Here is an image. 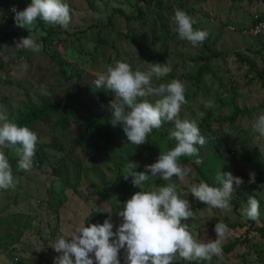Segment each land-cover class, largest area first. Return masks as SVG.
I'll use <instances>...</instances> for the list:
<instances>
[{
  "label": "rangeland",
  "instance_id": "rangeland-1",
  "mask_svg": "<svg viewBox=\"0 0 264 264\" xmlns=\"http://www.w3.org/2000/svg\"><path fill=\"white\" fill-rule=\"evenodd\" d=\"M16 1L20 7L22 5V11L32 0H9L10 4ZM64 2L69 5L71 22L66 33L60 32L50 40L58 39L57 45L43 41L47 23L41 24L37 20L28 26L33 38L43 45L39 53L15 48V41L30 33L16 27L15 23L4 21L0 11V39H6L0 53V113L13 121L25 114L27 106L45 104L55 93L61 97L62 91L77 85L78 77L71 74L78 67L87 72L80 84L91 85L97 73L105 72L107 66L118 61L128 63L133 71L142 72L149 69V64H167L171 72L159 79L154 77L152 82L156 86L176 79L183 82L188 103L182 106L178 118L194 121L206 138L199 151L203 163L196 165L195 157L182 156L178 163L192 168L184 182L177 177L171 181L152 177L146 182L145 190L154 184L176 183L179 195L189 200L196 213L195 219L188 223L194 238L200 242L217 238L214 227L218 222L237 225V228H229L231 234L222 246L233 239L242 241L251 221H243L241 210L252 196L260 203L259 221L254 222L257 227L264 226V137L252 131L255 120L264 114V79L259 77L264 70V34L253 38L244 33L254 15H263L264 4L254 0H154L152 6L145 2L138 5V0ZM157 3L162 7L157 8ZM178 4L193 9L191 18L196 23L195 29L208 33L204 42L210 47L209 51L203 44L193 47L179 38L171 23L175 11L172 8ZM138 7L162 13L172 25V34L176 37L167 43L164 58L159 51L165 46L151 50L148 42L141 48L136 43L135 38L144 36V32L128 18L131 19ZM66 37H69L66 43L61 41ZM23 54L29 59H23ZM4 57H8L7 61ZM129 61L135 64L132 66ZM25 63L27 69L21 67ZM202 65H206L209 72L202 74L199 80ZM111 99L100 104L104 115L110 114ZM209 100H213L215 106L205 108L204 102ZM234 105L247 108V113L232 119ZM54 122L45 118L30 128L38 135L35 155L39 156L38 151L46 146L45 164L41 168L33 165L30 171L20 170L22 174L14 177L15 188L0 190V264L10 261L12 251L20 257L22 264H54V258L59 254L51 246L56 239L61 235L70 238L77 227L86 226L87 217L94 211L111 214L115 233L121 223L116 213L123 210L118 199L120 193L124 188L132 191L130 198L136 193L130 182L123 183L126 163L130 158L136 160L140 152L160 154L168 151L169 141L172 147L175 146V141L168 139L173 122L160 128L167 138L160 141L161 144L157 143L156 149L148 147V141L138 146L130 144L121 126L110 124L113 135L108 137L105 124L99 123L83 145H77L68 153L49 148L53 145ZM6 156L12 169L19 170L12 164L18 163V154L8 150ZM208 159H217L218 167L209 169L204 164ZM138 160L134 162L138 165L136 171L143 172L149 162L146 158ZM58 165L65 168L64 178L54 173ZM200 171L207 175L206 182L211 186H215L218 171L230 172L243 180L232 195L231 212L202 206L192 196L189 187L202 179L198 174ZM250 172L256 174L255 183H249ZM53 199L55 203H62L58 209L51 206ZM120 258L124 264L123 249ZM173 264H264V237L252 232L247 244L240 243L237 250L228 255L222 253L211 260L174 261Z\"/></svg>",
  "mask_w": 264,
  "mask_h": 264
},
{
  "label": "clouds",
  "instance_id": "clouds-1",
  "mask_svg": "<svg viewBox=\"0 0 264 264\" xmlns=\"http://www.w3.org/2000/svg\"><path fill=\"white\" fill-rule=\"evenodd\" d=\"M15 26L27 29L37 20L61 26L67 30L71 22L70 8L64 0H32L24 10L13 7ZM13 22V21H10ZM181 40L198 47L206 40L208 33L193 28V20L183 10L177 8L171 17ZM30 33V31H29ZM43 45L30 33L15 41L20 51L31 50L39 53ZM7 61L8 57H4ZM147 71H133L122 61L107 66L103 73H97L94 84L112 93L109 102L111 125L121 126L130 144L142 145L153 129H159L165 122H173L174 127L168 139L175 146L166 152L161 151L157 160L146 165L143 172L136 171L133 161L124 166V180L132 179V184L141 189L124 204L123 210L116 213L121 223L113 232L111 214L102 225H81L70 238L59 236L51 248L57 255L54 264H121L120 253L124 250V264H173L174 261H206L222 254V243L231 234V229L218 222L214 231L215 240L200 242L190 231L189 221L196 213L188 199L181 198L176 183L152 185L145 190V184L152 177L159 176L163 181L177 177L180 182L192 172V168L178 163L182 156L195 157L194 163L201 165L200 148L206 143L194 121L178 118L185 98V86L180 80H172L156 86L153 78H162L171 72L167 64H149ZM27 69L25 63L21 65ZM154 98V99H153ZM215 106L213 100L204 102L205 108ZM252 131L264 137V114L258 116ZM38 135L26 126H19L0 113V190L15 188V180L5 150L18 154V169L30 171L33 167ZM199 146V147H198ZM249 183H255L256 174L249 173ZM243 184V180L232 173L218 171L215 186L200 179L192 183L189 192L209 208L231 212L233 193ZM235 185V187H234ZM243 221H259L260 203L254 196L249 197L247 206L241 210ZM114 237H116L114 239ZM94 257V258H93Z\"/></svg>",
  "mask_w": 264,
  "mask_h": 264
},
{
  "label": "trees",
  "instance_id": "trees-1",
  "mask_svg": "<svg viewBox=\"0 0 264 264\" xmlns=\"http://www.w3.org/2000/svg\"><path fill=\"white\" fill-rule=\"evenodd\" d=\"M141 2L147 3L149 6H152L154 4V0H138L137 4L140 5ZM253 2V1H252ZM256 3H263L264 0H254ZM7 2H4L3 7H0V9H7ZM157 8H161L162 4L157 3ZM181 9L185 13H187L190 17L191 14L194 12L192 8H190L186 4H178L177 6L173 7L172 9ZM170 12V11H168ZM263 15H260L264 17V12L262 10L261 12ZM257 15V14H256ZM255 16V15H254ZM150 19V20H149ZM192 19V18H191ZM254 19V17H253ZM252 19V23H253ZM129 21H132L134 24L138 26V28L141 29L142 32H144V36H140L135 38L136 43L141 48V45L145 42H148L151 44V50L156 47H159L161 45L165 46L162 51L160 52V56L164 58L165 52L167 50V43L171 42L172 40H175V35L172 34V25L170 24L169 20H166L162 13L157 11H146L144 8H136L134 10V14L131 16V19L128 18ZM12 24L15 23L14 21L11 22ZM41 24H44L42 20H40ZM49 25V24H48ZM193 28H196V23L193 21ZM67 30L63 28H55L52 25H49L48 28L46 26V36L43 38L44 43H47V41H50L52 38H55L56 35L61 33H66ZM176 34V33H175ZM74 36V35H73ZM17 37V36H16ZM15 37V38H16ZM71 37V36H70ZM69 37H66L62 39L61 41H65V43L68 41ZM15 40V39H14ZM6 39H0V53L3 50V42H5ZM59 40L57 41H50L49 43L51 45H57ZM203 46L206 48V50H210V47L203 42ZM153 47V48H152ZM23 59L28 60L29 58L26 57V55L23 54ZM132 66L135 64L132 61H129ZM205 66V67H203ZM209 72V69L206 65H202V69L200 70L199 74V80L200 76L202 74H205ZM87 72L85 69L78 67L76 68L71 75H75L78 77L77 85L73 87L71 90L62 91L63 95L60 97L56 93L53 95L51 99L48 100L47 103L37 106H27L26 112L24 115H21L18 119H13L15 123H17L19 126H26L29 129L34 127L35 123H37L39 120L42 119H52L55 120V126L53 128V141L52 146L49 148H55L57 150L62 151H69L71 152L76 148L77 145H83V143L87 140L88 136H92L94 134V131L97 130V127L99 126V123L105 124V135L108 137H111L113 135V132L111 130V113L109 115H104V111L100 108L101 102L112 97V93L105 89V88H97L95 84L91 85H81L80 81H82V78L84 75H86ZM259 77L264 79V70L259 73ZM64 85V84H63ZM57 92V91H56ZM99 102V103H98ZM234 111L232 115V119L236 118L238 115H245L248 111L247 108H239L237 105H234ZM192 107H189V110H191ZM183 110V109H182ZM185 111V110H183ZM192 111V110H191ZM184 115H182L183 117ZM209 116H212V114H209ZM181 118V116H180ZM105 121V122H104ZM206 124H208V119L205 120ZM165 122L164 124H166ZM162 125V127L164 126ZM203 127V125H201ZM159 129H153L152 133L147 137L148 141V147L151 149H156V144H161L166 138V133H159ZM159 140V141H158ZM161 141V142H160ZM172 142V141H171ZM172 145L169 141L168 144V150H171ZM45 147H41V150L38 151L39 156H34V163L33 165H36L41 168L42 165L45 164ZM69 150V151H68ZM8 150L5 151V154ZM155 151V150H154ZM156 152V151H155ZM159 153L154 152H140L135 159L130 158V162H138L139 158H146L149 162V165L154 163V160L159 157ZM18 162V161H17ZM218 161L217 159H208L204 164L209 168H217ZM16 164L18 166V163H12ZM80 167V166H79ZM13 176L16 177L18 175L22 174V171L12 169ZM54 173L56 176L64 178L65 174V168L62 165H58L54 169ZM203 180L207 181L208 177L207 175L200 171L198 173ZM123 183L130 182V185L133 187V190L135 192L140 191L141 189L136 188L132 184V180L129 178L128 180H124L122 178ZM132 194V191H130L128 188H124L122 193H120L119 201L124 208V204L126 201L130 198ZM61 202H56L53 199L51 201V206L56 207L57 209L61 206ZM204 206V204H201ZM201 206V207H202ZM108 213H103L100 211H94L89 217L86 219V227L90 226L92 224L96 225H102L106 219H108ZM229 228L234 229L237 228V225H227ZM252 232H257L258 234L262 235L264 237V226L257 227L256 223L254 221H251V227L249 231L246 232V236L242 241H239L238 239H233L232 242L222 246V253L224 255H228L234 251L237 250L238 245L241 244H247L249 241L250 234ZM22 264V261L19 256L15 253V251H12L10 253V261L6 262L5 264Z\"/></svg>",
  "mask_w": 264,
  "mask_h": 264
},
{
  "label": "built area",
  "instance_id": "built-area-1",
  "mask_svg": "<svg viewBox=\"0 0 264 264\" xmlns=\"http://www.w3.org/2000/svg\"><path fill=\"white\" fill-rule=\"evenodd\" d=\"M32 2V1H31ZM14 3V4H13ZM10 4L9 0L7 1V10L2 11V19L6 22L14 21V13L11 11L13 7L17 8V10L21 11V7L18 2H13ZM53 26V25H52ZM55 28H62L61 26H53ZM244 33L249 35V37H259L264 34V17L260 15H255L253 19V23L244 29Z\"/></svg>",
  "mask_w": 264,
  "mask_h": 264
},
{
  "label": "crops",
  "instance_id": "crops-1",
  "mask_svg": "<svg viewBox=\"0 0 264 264\" xmlns=\"http://www.w3.org/2000/svg\"><path fill=\"white\" fill-rule=\"evenodd\" d=\"M3 4H4V2H2V0H0V7H3ZM21 7H22V5H21ZM7 8H8V6H7ZM23 8V7H22ZM7 9H5V11H6ZM0 11H4V9H0ZM252 24V21H251V23H250V25ZM249 25V26H250ZM248 26V27H249Z\"/></svg>",
  "mask_w": 264,
  "mask_h": 264
}]
</instances>
